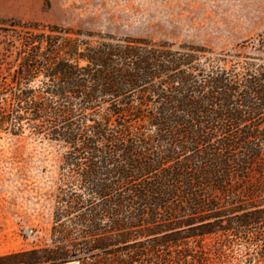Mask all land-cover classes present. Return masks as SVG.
Returning a JSON list of instances; mask_svg holds the SVG:
<instances>
[{
	"label": "trees",
	"instance_id": "trees-1",
	"mask_svg": "<svg viewBox=\"0 0 264 264\" xmlns=\"http://www.w3.org/2000/svg\"><path fill=\"white\" fill-rule=\"evenodd\" d=\"M0 30L16 54L0 131L63 146L51 241L0 264H222L243 238L244 261L264 264V56L15 18ZM250 43L264 52V35Z\"/></svg>",
	"mask_w": 264,
	"mask_h": 264
},
{
	"label": "rangeland",
	"instance_id": "rangeland-1",
	"mask_svg": "<svg viewBox=\"0 0 264 264\" xmlns=\"http://www.w3.org/2000/svg\"><path fill=\"white\" fill-rule=\"evenodd\" d=\"M0 18L264 56L250 43L264 35V0H0ZM4 52L1 44L0 76L16 64L15 52ZM29 134V129L21 136L0 131V255L51 241L56 162L63 146ZM246 248V239H237L217 260L250 264L243 258Z\"/></svg>",
	"mask_w": 264,
	"mask_h": 264
}]
</instances>
